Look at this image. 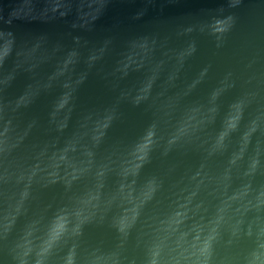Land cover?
I'll use <instances>...</instances> for the list:
<instances>
[{
	"label": "water",
	"instance_id": "1",
	"mask_svg": "<svg viewBox=\"0 0 264 264\" xmlns=\"http://www.w3.org/2000/svg\"><path fill=\"white\" fill-rule=\"evenodd\" d=\"M154 244L264 264V0H0V264Z\"/></svg>",
	"mask_w": 264,
	"mask_h": 264
},
{
	"label": "clouds",
	"instance_id": "2",
	"mask_svg": "<svg viewBox=\"0 0 264 264\" xmlns=\"http://www.w3.org/2000/svg\"><path fill=\"white\" fill-rule=\"evenodd\" d=\"M223 25V27H217V31L223 32L225 31V27H224V22L222 21H218L217 25ZM107 125H105L106 127ZM154 131L152 129H149L147 131V133L144 135V137L142 138V140L136 144L135 148H134V156H135V160H136V169L138 170L141 165L142 162L145 161L148 157V154L151 150L152 144L154 142L153 138H154ZM141 147L144 148V151L142 153L138 152L137 150L140 149ZM155 190V189H154ZM128 213L125 212L124 215L120 216L117 221H116V227L117 230L121 233V234H127L128 229L131 226L130 224H124L122 223L124 217L127 215ZM59 217H64L65 219V230L64 232L55 240L52 241L51 243H48L46 246H43L41 251L38 253L39 256H43L44 254H46L53 245H55L56 243H58L60 241V239L65 236L69 230H70V225H69V215L67 212L61 213L60 215H58L57 217H55V220L58 219ZM77 217V215H76ZM78 219V217H77ZM136 219V218H135ZM135 219L133 220V222L135 221ZM54 220V221H55ZM80 223H83V220H80ZM80 223H77L74 227L71 228L72 233L74 234H78L79 230H80ZM249 235H251V229H249ZM257 239L259 240V236L257 237ZM199 240V237L197 236L196 238H194V242H193V247L195 248L196 246V242ZM28 241H25V247L28 248ZM45 245V242H44ZM211 246V238L203 241L202 245L200 246V248L198 249L199 253L201 256L206 255L209 252ZM30 252V248H28L27 251L24 252V257L26 258L28 256ZM159 252H160V246L159 244H154L152 247V264H156V259L159 256ZM193 255H195V253H193ZM259 255L254 256V260L255 261H259ZM118 260V257L115 253L112 254H105L103 252H97L93 255L92 257V264H116ZM21 264H25V260L22 259ZM37 264H42L41 260H37ZM67 264H74L73 261V257L70 254L69 258H68V262Z\"/></svg>",
	"mask_w": 264,
	"mask_h": 264
}]
</instances>
